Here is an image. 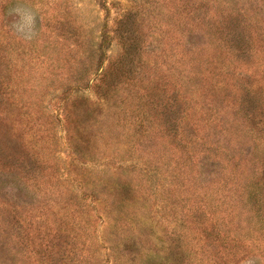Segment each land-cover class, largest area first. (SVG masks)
<instances>
[{
    "label": "rangeland",
    "instance_id": "1",
    "mask_svg": "<svg viewBox=\"0 0 264 264\" xmlns=\"http://www.w3.org/2000/svg\"><path fill=\"white\" fill-rule=\"evenodd\" d=\"M0 264H264V0H0Z\"/></svg>",
    "mask_w": 264,
    "mask_h": 264
},
{
    "label": "clouds",
    "instance_id": "2",
    "mask_svg": "<svg viewBox=\"0 0 264 264\" xmlns=\"http://www.w3.org/2000/svg\"><path fill=\"white\" fill-rule=\"evenodd\" d=\"M12 15L16 17L13 23L15 34L21 39L32 40L36 34L37 13L30 7L17 6L12 9Z\"/></svg>",
    "mask_w": 264,
    "mask_h": 264
}]
</instances>
